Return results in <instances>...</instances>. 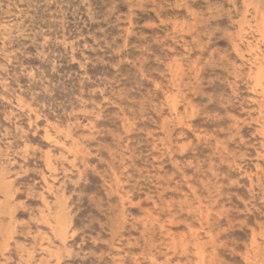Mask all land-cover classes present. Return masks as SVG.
<instances>
[{"label": "rangeland", "instance_id": "1", "mask_svg": "<svg viewBox=\"0 0 264 264\" xmlns=\"http://www.w3.org/2000/svg\"><path fill=\"white\" fill-rule=\"evenodd\" d=\"M263 12L0 0V264H264Z\"/></svg>", "mask_w": 264, "mask_h": 264}, {"label": "bare ground", "instance_id": "2", "mask_svg": "<svg viewBox=\"0 0 264 264\" xmlns=\"http://www.w3.org/2000/svg\"><path fill=\"white\" fill-rule=\"evenodd\" d=\"M179 1V0H178ZM181 6V5H180ZM173 8H175V7H173ZM97 10V9H96ZM258 11V10H257ZM256 12V11H255ZM257 13V12H256ZM259 13V12H258ZM264 13V12H263ZM56 14V13H55ZM260 14V13H259ZM77 15V14H76ZM245 15V14H244ZM110 16V15H109ZM257 16V15H256ZM157 17V16H156ZM242 17H243V15H242ZM241 17V18H242ZM67 19V18H66ZM250 19V18H249ZM255 19V18H254ZM75 20V19H74ZM261 21V20H260ZM81 23H82V21H81ZM187 23V22H186ZM231 23V22H230ZM158 24V23H157ZM258 24V26H259V23H257ZM58 26V25H57ZM254 26H255V24H254ZM257 26V27H258ZM68 29V28H67ZM243 29V28H242ZM253 30H255V29H253ZM28 31V30H27ZM173 31V30H172ZM241 32V31H240ZM255 32V31H254ZM263 33V32H262ZM243 34L245 35V32H243ZM247 34V33H246ZM171 35V34H170ZM251 35V34H250ZM253 37V36H252ZM196 38V37H195ZM246 39V38H245ZM195 40V39H194ZM249 42V41H248ZM59 44V43H58ZM251 44V43H250ZM248 45L249 46V50H251V51H254V54H255V56L256 57H258L259 56V54H261L263 57H264V51L263 52H260L258 49H257V47H254L253 45ZM238 46V45H237ZM247 46V47H248ZM235 48V47H234ZM94 49V48H93ZM237 50V49H236ZM239 50V49H238ZM261 50V49H260ZM29 52V51H28ZM240 54V53H239ZM196 57V56H195ZM261 57V56H260ZM262 57V58H263ZM164 58V57H163ZM261 58V59H262ZM71 60V59H70ZM95 61V60H94ZM190 61V60H189ZM263 61V60H262ZM260 62V61H259ZM260 65V64H259ZM262 65V64H261ZM261 65H260V67H261ZM181 66V65H180ZM13 67V66H12ZM174 68V67H173ZM171 70H169V72H170ZM259 71V70H258ZM229 72V71H228ZM263 72V71H262ZM96 75V74H95ZM179 75V74H178ZM172 76V75H171ZM184 76V75H183ZM59 77V76H58ZM173 77V76H172ZM112 79V78H111ZM179 79V78H178ZM257 80V79H256ZM257 81H259V80H257ZM238 82H239V80H238ZM254 82V81H253ZM58 83V82H57ZM262 84V83H261ZM187 85V84H186ZM33 86V85H32ZM188 86V85H187ZM253 87V86H252ZM177 88V87H176ZM256 89V88H255ZM254 89V90H255ZM35 90V89H34ZM254 92V91H253ZM260 93V92H259ZM183 95V94H182ZM209 95V94H208ZM261 95H263L262 94V91H261ZM260 95V96H261ZM107 98V97H106ZM256 100V99H255ZM259 104V103H258ZM51 105V104H50ZM260 105V104H259ZM106 106V105H105ZM260 107H263L264 108V100L262 101V103H261V105H260ZM174 108H175V106H174ZM258 108V107H257ZM174 110V109H173ZM264 110V109H263ZM260 112V111H259ZM261 113V112H260ZM127 115V114H126ZM119 116V115H118ZM262 116V115H261ZM188 117V116H187ZM260 119H261V117H259ZM263 119V118H262ZM120 121V120H119ZM263 122V121H262ZM258 123H260V122H258ZM88 125V124H87ZM130 126V125H129ZM160 126V125H159ZM259 128V127H258ZM261 128H264V127H261ZM262 133V132H261ZM128 134V133H127ZM264 134V133H263ZM90 135V134H89ZM94 135V134H93ZM52 136V135H51ZM48 140H50V138L47 136L46 137ZM93 140V139H92ZM168 140V139H167ZM83 144V143H82ZM106 144V143H105ZM74 145V144H73ZM10 151V150H9ZM97 151V150H96ZM215 151V150H214ZM63 152V151H62ZM44 154V153H43ZM263 155V154H262ZM41 157V156H40ZM105 159V158H104ZM102 160V159H101ZM189 162V161H188ZM193 164V163H192ZM217 164V163H216ZM198 168V167H197ZM81 170V169H80ZM121 170V169H120ZM194 170H195V168H194ZM207 170V169H206ZM196 171V170H195ZM138 172V171H137ZM213 172V171H212ZM215 175V174H214ZM112 176V175H111ZM217 176V175H216ZM183 177V176H182ZM2 181V180H1ZM66 182V181H65ZM217 186V185H216ZM104 187V186H103ZM70 193V192H69ZM3 198H6V196L5 197H3ZM5 200V199H4ZM99 200V199H98ZM212 200V199H211ZM4 202V201H3ZM3 202L1 203V204H3ZM5 203V202H4ZM155 204V203H154ZM43 205V204H42ZM49 205V204H48ZM55 205V204H54ZM30 206V205H29ZM51 206V205H50ZM53 206V205H52ZM153 206V205H152ZM0 207H2V206H0ZM41 207H43V206H41ZM56 207H57V205H56ZM26 208V207H25ZM62 208V207H61ZM45 209V208H44ZM164 209V208H163ZM46 210V209H45ZM44 211V210H43ZM3 212V211H2ZM1 212V213H2ZM60 214V213H59ZM42 215V214H41ZM1 216V215H0ZM4 216V215H3ZM61 217V216H60ZM59 217V218H60ZM142 217V216H141ZM1 218V217H0ZM59 218H57V220L59 219ZM67 218V217H66ZM118 218V217H117ZM49 219V218H48ZM145 220V219H144ZM68 221V220H67ZM150 221H153V220H150ZM53 222V221H52ZM116 224V223H115ZM63 225V223L62 222H60V221H58V226L57 225H55V227L54 228H58V229H60V230H57L58 231V234H63L62 232V229H61V226ZM47 226V225H46ZM100 226V225H99ZM124 226V225H123ZM160 226V225H159ZM49 227V226H48ZM66 227V226H65ZM3 228V227H2ZM50 228V227H49ZM114 228V227H113ZM161 228V227H160ZM53 231H54V229H53ZM2 232H4V231H2ZM55 232V231H54ZM5 233H6V231H5ZM4 233V234H5ZM73 233V232H72ZM159 233V232H158ZM1 234V233H0ZM251 234H252V232H251ZM1 237H2V235H1ZM168 237H170V236H168ZM172 237V236H171ZM109 238V237H108ZM107 238V239H108ZM44 239V238H43ZM253 239V238H252ZM50 240V239H49ZM63 240V239H62ZM170 240V239H169ZM45 241V240H44ZM111 241H113V240H111ZM164 241V240H163ZM145 242V241H144ZM173 243V242H172ZM169 244V243H168ZM195 245L196 246H198L199 245V243H198V238H196L195 239ZM151 246V245H150ZM149 246V247H150ZM163 246V245H162ZM174 246V245H173ZM195 246V247H196ZM122 248V247H121ZM116 249V248H115ZM197 249V248H196ZM202 249V248H201ZM72 250V249H71ZM108 250V249H107ZM155 250V249H154ZM104 251V250H103ZM113 251V250H112ZM201 251V250H200ZM67 252V251H66ZM109 252V251H108ZM70 253V252H69ZM145 253V252H144ZM202 253V251L200 252V254ZM71 255V254H70ZM196 255V254H195ZM194 256V255H193ZM244 256V255H243ZM196 258V257H195ZM205 259V258H204ZM142 260V259H141ZM146 262V261H145ZM139 263V262H138ZM200 263V262H199ZM95 264V263H94ZM202 264V263H201Z\"/></svg>", "mask_w": 264, "mask_h": 264}]
</instances>
